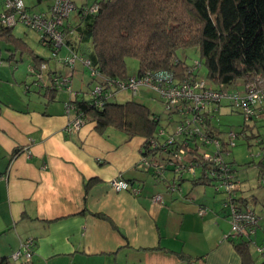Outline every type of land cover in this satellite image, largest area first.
<instances>
[{"label": "crops", "instance_id": "0c3cea01", "mask_svg": "<svg viewBox=\"0 0 264 264\" xmlns=\"http://www.w3.org/2000/svg\"><path fill=\"white\" fill-rule=\"evenodd\" d=\"M72 1L78 6L93 2ZM71 13L67 23L74 25L77 14ZM74 39L69 35L70 43ZM67 52L62 48L61 57ZM36 55L46 59L49 50L44 47ZM30 62L34 61L28 57L26 68L17 75L9 73L10 64L1 65L0 71V173L5 175L0 180V260L7 258L10 264H264V254L255 247L264 242V190L253 189L256 184L264 188V183L256 177L239 179V196L259 214V226L251 239L226 238L230 223L223 193L199 180L193 185L189 173L183 174L181 194L168 192L166 182L143 167L141 136L128 138L113 127L101 133L94 122L76 131L68 129L74 113L66 111V102L75 95L57 91L47 101L36 92L33 76L27 77ZM47 65L51 73L67 70L62 60L48 59ZM81 67L77 72H82ZM75 81L79 83L72 84L73 90L85 92L88 82L83 84L82 76L74 77ZM257 118L253 129L264 133V119ZM248 140L249 151L258 156L252 139ZM230 158L238 164L233 155ZM257 161L264 169V159ZM165 176L170 178L172 172L167 170ZM115 178L131 182L138 191L114 189ZM155 194L161 195L160 202L152 200ZM201 207L206 208L205 214L199 213ZM28 238L34 241L31 258H13ZM237 243H246L245 257Z\"/></svg>", "mask_w": 264, "mask_h": 264}, {"label": "trees", "instance_id": "16d2710c", "mask_svg": "<svg viewBox=\"0 0 264 264\" xmlns=\"http://www.w3.org/2000/svg\"><path fill=\"white\" fill-rule=\"evenodd\" d=\"M5 4V0H0V12L6 11ZM73 4L76 9L77 23L74 25L67 23L70 13L74 10L72 9L65 18V36L55 57L51 54V44L42 42L41 33L22 21H18L13 26H6L0 22V40L7 41L6 44L9 42L12 45L15 44V49L28 48L27 51L34 62L27 65L26 72L33 76L36 84L44 80L47 82L39 87L36 86V92L47 98V101L53 99L57 91L72 92L75 95L74 98L66 103L73 106L69 111H73V116L81 117L84 124L94 122L96 130L101 133L113 127L122 130L128 138L143 137L142 159L150 160L158 150L150 148V140L160 141V138H164L158 134V128L162 127L159 116L146 104L134 99L124 102L113 101L112 98L117 91L126 90L120 89L116 82L127 81L133 75L141 76L157 70L174 71L181 76L195 60H198L200 67L193 72L198 70L197 74L204 76L213 89L227 90L230 93L236 90L242 91L247 82H255L259 87H264V0H93L88 5L78 6L75 2ZM92 5H96V10L84 14L85 8ZM50 6L46 10L31 13L24 5L22 11L32 15L47 12ZM18 23L37 33L39 44L49 50V56L46 59L37 56L26 42L15 38L12 28ZM69 35L75 37L71 43L68 41ZM62 48L68 51L64 57L60 55ZM191 48L197 50L199 58L189 64L185 59H180L177 52ZM71 55H75L76 59L72 67L65 65L67 68L65 73L49 72L48 59L62 60L63 63L64 58ZM127 57L138 61V70L133 75L127 74ZM7 60L16 61L14 53H11ZM86 60L89 63H86ZM77 62L87 67L94 82L92 86L88 85L89 89L85 92L72 88ZM41 64L46 65V70L42 71ZM30 66L34 68L33 72H30ZM202 67L205 70L204 74H200ZM41 71L43 77L39 79L38 74ZM67 72H72L67 84L70 85V91L64 86L59 87L53 83L54 77H61ZM237 81L243 82L241 90H229L228 85L235 84ZM96 84L102 86L101 94L93 93ZM24 87L27 91L28 85ZM224 99L228 101L231 111L241 114L243 118L240 108L232 107L231 100L227 97L220 100L219 108ZM217 113L213 119L216 127L219 125ZM256 121H258L257 116H253L252 122L249 123L243 118L239 129H234L238 133L243 132L236 141L240 137L248 140L252 137L264 136V133L259 130L253 131V128H256ZM169 130L170 128L167 129L168 132ZM254 145L257 151H260L258 156H264L260 150L262 142L254 143ZM231 154L232 151L225 159L239 181L235 173V160L229 159L233 155ZM252 156H255L254 153ZM251 162L255 163L254 160ZM258 164L257 161L256 165ZM143 167L150 170L157 179L164 180L168 192L182 193L183 175L176 179L177 188L169 190L168 183L174 179V173L170 167L166 169L172 172L170 178L165 176L166 171L160 176L153 167H147L144 164ZM199 175V169L195 176L191 175L189 180H194L193 185L199 180L198 182L210 184L214 188L212 183L202 180V176ZM259 175L264 181V169L260 170ZM128 183L132 186L131 182L128 181ZM240 183L239 181V188L234 192L233 200L239 203L240 209L251 208L255 211L252 205L239 196ZM214 190L223 193L225 205L227 199L225 191L222 188L219 190L214 188ZM225 206L229 215L230 204ZM255 213L259 217L256 211ZM258 226L259 220L256 229ZM253 236L254 234L249 239ZM245 246L246 243L236 244L244 257L248 252ZM0 264H10V262L7 258H2Z\"/></svg>", "mask_w": 264, "mask_h": 264}, {"label": "built area", "instance_id": "2783aa9c", "mask_svg": "<svg viewBox=\"0 0 264 264\" xmlns=\"http://www.w3.org/2000/svg\"><path fill=\"white\" fill-rule=\"evenodd\" d=\"M6 11L0 12V22L6 26H13L18 21L24 22L27 26L41 33L42 42L51 44V54L57 55V50L63 43L65 36L64 21L72 9L73 2L69 0H54L47 12H40L32 15L23 13L22 0H5ZM96 10V5L86 7L84 14ZM76 59L75 55L64 58L63 63L72 67ZM86 63L89 61L86 60ZM200 62L195 60L193 64L178 76L174 71L157 70L147 72L141 76L133 75L127 81L116 82L120 89H128L133 94L139 92L140 87H146L156 91L164 104L168 119L178 115L175 125L171 128L169 125L159 127L160 141L150 140V148H157L155 156L150 160L142 159V164L153 167L160 176L167 167H170L174 173V179L168 183V189L177 188L176 179L184 173L195 176L196 171L200 170L202 180L212 183L216 190L222 188L227 196L225 205L230 204V213L228 215L230 229L226 238L236 239L239 237L250 238L255 233L259 217L251 208L242 210L238 207L239 203L233 200L234 192L239 188V181L234 176V170L228 166L226 156L231 152V148L236 145V138L243 135L234 129H229L224 138L216 137L212 133L215 128L213 119L220 106V100L224 97L229 98L230 104L234 108H240L245 122H252V117H262L264 119V87H259L255 82L245 83L242 91L234 92L227 90L213 89L210 82L204 76L198 75L196 69H199ZM42 71L46 70V65L41 64ZM30 72L34 71L32 66ZM38 74L40 79L42 72ZM72 72H67L61 77H54L53 83L57 86H64L71 90L69 77ZM48 77V75L46 76ZM42 81V80H41ZM47 82L38 83V86ZM102 86L96 84L93 90L94 94H101ZM73 106L66 104V111ZM84 122L81 117L73 116L68 123L67 128L73 131L78 130ZM210 125L213 126L210 129ZM169 132L167 129H169ZM256 142H262L261 153L264 154V136L256 137ZM160 147L161 149H159ZM260 151L257 152V155ZM252 155V154H251ZM5 175L0 173V180ZM111 185L116 190H128L136 193L138 188L131 187L128 181L115 178ZM155 202L162 200L160 194L152 197ZM235 202V203H234ZM200 214L206 213V208L199 209ZM33 239L28 238L21 244L20 250L13 253V258L22 257L28 261L32 255ZM256 250L264 254V242L255 244Z\"/></svg>", "mask_w": 264, "mask_h": 264}, {"label": "rangeland", "instance_id": "374dc122", "mask_svg": "<svg viewBox=\"0 0 264 264\" xmlns=\"http://www.w3.org/2000/svg\"><path fill=\"white\" fill-rule=\"evenodd\" d=\"M22 1H23L24 5L26 7H28V11L33 13V12H39V11L46 10L53 3L54 0H22ZM76 1H79V0H76ZM50 2H51V4H50ZM75 10L76 9H74L72 12H74ZM70 20H71V18H70ZM12 33L15 36V38L17 37V38H19V40L26 42V44L29 46V48L32 49V51L35 54L36 53L40 54L42 51V48H44L38 42L37 33L35 31L27 28L26 26L22 25L21 23H18L16 26H14L12 28ZM6 43H7V41L0 40V62H1L0 71L3 68V67H1V65H3V64L9 65L10 64L9 69H8L9 73L15 72V75H17V74H19V72L22 69L24 70L26 68V62L28 61V57L29 58L31 57V54L27 51L28 48H25L26 50L24 48H23V50H19V49L14 48L15 44L13 42L12 43L14 45L10 44V42H9V44H6ZM17 47H19V46H17ZM11 53H14V58L16 60L14 62H13V60H11V62L7 60V57ZM177 55L180 59H185L186 62L189 64H191L193 62V60L199 58L198 52L195 48L180 50L177 52ZM14 65H15V68L13 67ZM77 67L80 68V64L78 62L76 63L75 68H77ZM81 68H82L81 69L82 72H77V69L75 70L76 73L74 74V77L78 78V77L82 76L83 84L84 83L87 84V82H88V84H90L92 86L94 84V82L92 80L91 75L89 74V70L87 69V67H84L83 65ZM81 70H79V71H81ZM137 70H138V61L135 58L127 57L126 58L127 74L133 75L137 72ZM200 71H201L200 74H204V72H205L203 67L201 68ZM3 72H4V70H3ZM27 77L30 79L31 76L28 75ZM9 79L14 81L11 78V74L9 75ZM16 83H19V82H16ZM78 83H79L78 81H75L72 84H75L77 86ZM242 83L243 82H241V81H237L235 84L228 85V89L229 90H234V89H240L241 90ZM247 83H250V82H247ZM4 84H6V83L4 82ZM34 84H35V86L39 87L36 84V82H34ZM7 86H10V84H7ZM85 87H86V90L88 91V89H89L88 86L85 85ZM130 99H134V100H137L139 102L146 104L151 109L152 112H154L155 114H158L159 119H160V126L167 127L169 125L171 128H173L175 125L174 121L179 119L178 115H174L171 119H168V114L165 112L164 104L160 98V95L156 91L151 90L149 88L141 87L139 89V92L135 95H133L131 93V91H129L127 89L126 90H120V91H117L112 98V100L116 101V102H124V101L130 100ZM221 105L222 106L219 108V112L217 113L218 124H219L217 127L221 131H218L217 129L213 128L212 125H210V129L213 128L212 133H214V135L216 137L224 138L225 135L223 133H225L230 128L236 129V130L239 129V127L243 121V118H242L241 114L231 111L232 109L228 105V101L226 99L222 100ZM261 127H264V126H261ZM253 131H255V130L253 129ZM245 138H247V137H245ZM250 140H251L250 144H253L256 142L257 139H256V137H252V138H250ZM231 151H232L233 156L236 158V161L238 162V164L235 165V169L237 170L236 171V177L238 179L244 181L243 179H251L252 177L254 179L256 177L259 182L264 183V181H262V179H261V176L259 175L260 170H262L261 169L262 166L256 165L257 160L258 159L259 160L264 159V156H256L255 155L254 158L256 159L255 160L256 164L253 165L250 162V161H252L251 152H249L248 145H247V143L243 137H240L237 139L236 145L231 148ZM252 151L255 152L256 150L252 149ZM248 162H250V163H248ZM242 170H243V173L241 172ZM249 185H252V183L246 185V187H249ZM253 189H256V192L259 189L264 190V188H261V186H259L258 184L253 185ZM256 205H257V207H259V203Z\"/></svg>", "mask_w": 264, "mask_h": 264}]
</instances>
